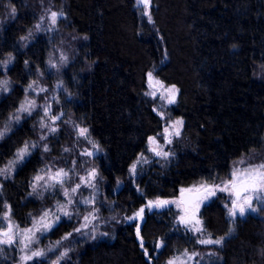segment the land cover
<instances>
[{
  "label": "trees",
  "instance_id": "1",
  "mask_svg": "<svg viewBox=\"0 0 264 264\" xmlns=\"http://www.w3.org/2000/svg\"><path fill=\"white\" fill-rule=\"evenodd\" d=\"M53 3L66 16L60 29L83 39L63 80L71 96L64 102L67 113L88 127L100 146L103 186L119 216L146 207L142 220L117 224L108 238L80 246L63 264H167L186 251L203 250L178 223L174 206L149 208L148 202L178 198L182 189L202 181L220 184L238 160L262 151L264 0H152L151 19L135 0ZM5 4L17 13L0 35V65L13 58L6 73L0 67V81L9 83V92L0 97V129L9 128L0 141V169L36 137L30 120L17 123L13 117L47 55L40 38L22 45L36 23L32 0H0V18ZM149 72L178 87L172 113L184 120V129L168 159H153L134 178L133 163L146 154L148 139L164 129L146 94ZM40 167L41 156L34 153L3 181L17 219L34 208L27 196ZM226 200L220 193L201 209L206 232L224 237L221 247H212L220 260L210 264H264V218L247 215L231 222ZM232 227L234 234L227 236ZM70 232V224L62 223L50 237Z\"/></svg>",
  "mask_w": 264,
  "mask_h": 264
},
{
  "label": "rangeland",
  "instance_id": "2",
  "mask_svg": "<svg viewBox=\"0 0 264 264\" xmlns=\"http://www.w3.org/2000/svg\"><path fill=\"white\" fill-rule=\"evenodd\" d=\"M33 5L36 7V23L34 29L29 32L23 39L22 45L24 47L31 45L38 38L41 41L45 42L47 47V55L45 65L42 70L36 71L31 76L30 84L26 90V95L20 102L18 108L16 109L15 114L21 117L19 122L23 120H30L33 124V127L36 130V137L31 142L25 143L29 146V150L31 155L26 156L24 161L28 160L34 153H39L41 156V167L38 169L37 175H45L49 169L53 172L57 169L63 168L65 171H69V179L65 181L64 187L68 188L69 191L71 188L75 187L76 184L81 183V177H88L89 172L93 169L96 170V177L91 181L92 184H95V188L90 186H85L81 183L80 189L76 193L70 192V197L74 201L73 204L69 205L67 211L71 213V216H64L62 211L60 210V206L62 204H67V199L63 194V188L59 185L55 187H51L45 189L42 187L43 181H41L36 188V191H33V183H36L35 177L32 180L30 191L27 196V200L33 203L34 208L31 211H27L23 214V219H17L15 215H13L12 207L10 206L9 200L5 197L3 191V181L5 179H9L13 172L10 174L0 175V230L6 229L8 226V221L3 219L4 212L7 211L5 205H8L11 209L10 217L11 222L14 225H18V229H14L17 233L20 230L25 228H31L33 224L39 220L40 216L43 215L44 212H49V216L46 218L48 223H51L53 226L50 230L37 232L35 233L36 237H38V242L33 243L31 248L34 250L43 251L45 253L44 257L33 258L30 261H21V256L26 255V252H21V247L23 245L20 241L23 237L19 234L15 236L17 243L15 244H0V263H11V264H33L36 262H43L44 264H53L54 261L59 259V264L65 263L67 260L71 259L72 254H76V251L79 250L80 246L85 245L86 243L102 240L109 237L111 234V229H114V226L120 224L125 221L126 223H136L142 220L145 217L146 207H142L144 209L143 213L140 216L136 214L140 212V208L138 211L127 217H121L115 211L114 202L108 197L105 192L103 186V178L99 169V157L102 155V151L98 143L91 137L89 128L84 124L76 122L71 118V116L67 113L64 102L71 99V96L65 87L64 79L65 73L68 67L75 62V59L79 55V47L83 43V39L73 35L70 32H65L63 29H60L61 21L66 20V16L63 14L59 16L56 24L53 26L49 19L51 12H61L56 9L53 0H32ZM135 5L137 9L143 16L150 17V11L152 7V0H149L147 6L143 3H139L138 0H135ZM6 13L0 18V35L3 30L6 29L8 23L15 18L17 10L15 11V15L12 14V8L9 4H5ZM41 17L44 18L43 23L41 24V28L38 30L36 25L41 23ZM48 29H51L49 31ZM66 58V59H64ZM13 63V58L8 57L5 61L0 65L1 69L6 73L9 67ZM55 64L56 67H52ZM6 65V67H5ZM154 81H160L154 74ZM261 78L264 80V70L261 72ZM4 82H7L6 87L7 90H4ZM163 85V87L160 86ZM160 84H155L152 86L148 79L147 74V95L155 102V111L162 118L164 122V129L158 135L151 138H155L160 147L164 152H168L169 155L165 158L162 156L156 155L150 149L155 147L156 145H152L149 143V139L147 142V152L146 154H142L138 157V159L133 163L136 165L135 172L132 171L131 167V175L136 178L137 170L144 166L146 163L152 161L153 159H168L170 155V147L173 141L176 138H179L184 129V120L181 117H175L172 113L173 106L177 103L179 89L174 86L178 91L174 94V103H169L168 98L170 94L166 91V89L173 87L172 85H166L162 81ZM31 86V87H30ZM9 92V83L8 79L3 78L0 81V97ZM151 93H155L153 96ZM35 101V108L32 111V114L29 116L26 112H19L21 105H26L28 101ZM48 108V115H45L44 108ZM52 117H59V119L53 122ZM182 120L183 124L177 126L179 130V136H176L173 132L171 125L174 124L175 121ZM41 123L48 125L49 127H55L57 129L56 132H51L49 127H41ZM83 127L88 129V138L85 139L78 135V128ZM168 128L169 132L165 133V129ZM4 128L0 129L3 131ZM45 136L46 139L42 140L41 137ZM5 137V136H4ZM167 137V139H166ZM168 139L171 140V143H168ZM2 139H0L1 141ZM25 144L19 148L16 153L22 149ZM37 145V147L32 148L31 145ZM95 144L97 147H93ZM43 145H47L49 151L45 152L43 150ZM68 149L69 151H65ZM99 149V150H98ZM259 153H250L246 158H242L238 160L230 175L232 174L234 169H243L247 166L258 164L264 162V138L262 142V147ZM91 152L92 155H86L84 153ZM15 156L10 160L15 159ZM259 158V159H258ZM10 161H7L6 164L2 168L8 165ZM139 161V163H137ZM147 161V162H145ZM243 161L244 163H241ZM23 162L16 165L15 169L21 165ZM132 165V166H133ZM1 168V169H2ZM227 181V180H226ZM223 193L227 198L226 211L228 214V209L231 207V202L234 200L233 196H230L228 192L217 191L215 196H211L206 200H202L199 205L198 210L195 215L198 219L201 220L200 213L201 209L209 204L213 199H215L218 194ZM256 195H260L264 197V193H253L251 196L252 206L257 210L255 212L248 210L246 207L245 215L240 216L237 214L235 218L229 216L230 221L234 222L237 218H244L247 215H257L264 218V199L257 200ZM87 199L91 201L88 204L83 203V201ZM178 200V198L168 199L165 201H174ZM170 206H174L175 209L178 210V223L189 230V227H185L184 224L179 222V217L183 214L181 212V207H178L177 204L169 203ZM59 217L60 219L57 221L55 218ZM89 217L86 221L84 217ZM93 216L95 218H93ZM135 217V218H133ZM202 221V220H201ZM62 223H68L71 227V235L64 234L60 239L53 240L50 237V233ZM202 227L204 229L203 232H193L191 231L198 239H213L208 232H206L203 222ZM140 231V225L137 226ZM76 229H80V231H76ZM234 228L232 227L227 234V236H231L234 234ZM67 238L65 239V237ZM94 237V238H93ZM223 241H224V237ZM220 239V238H217ZM200 244L204 247L203 250L191 251L188 252V255H192V259H188V256L181 254L173 258H178L176 260V264H210L216 262L218 259L220 260L219 255L212 247H221L223 244ZM207 248V249H206ZM67 252L66 256L61 258V254ZM75 252V253H72ZM194 253H199V255H193ZM171 258V259H173ZM170 260V259H169ZM168 260V261H169ZM168 264V262H167Z\"/></svg>",
  "mask_w": 264,
  "mask_h": 264
},
{
  "label": "snow or ice",
  "instance_id": "3",
  "mask_svg": "<svg viewBox=\"0 0 264 264\" xmlns=\"http://www.w3.org/2000/svg\"><path fill=\"white\" fill-rule=\"evenodd\" d=\"M139 3H143L145 4V6H147L149 0H138ZM12 14L15 15V8H12ZM63 12H55L52 11L51 15L49 17L51 24L54 26L57 22V19L59 16H62ZM149 19H151V17H149ZM44 18L41 17V23H38L36 25V28L39 30L41 28V24L43 23ZM49 31H51V29H48ZM66 59V58H64ZM27 63V62H26ZM6 67V65H5ZM52 67H56L55 64L52 65ZM148 79L150 81V84H152V86H154L155 84H160V81H154L153 83V76L152 73H148ZM7 82H4V90H7L6 87ZM161 87H163L162 84H160ZM31 87V86H30ZM166 91L170 94V97L168 98V102L169 103H174V94L176 91H178L177 89H175V87H171L166 89ZM148 94V93H146ZM153 96L155 95V93H151ZM35 108V101H28V103L26 105H21L20 109L18 110L19 112H26L29 116L32 114V111ZM44 112L45 115H48V108L45 107L44 108ZM13 119L18 123L21 119V117L19 115H16L13 117ZM59 119V117H52L53 122H55V120ZM183 124L182 120H177L174 122L173 125H171L170 127H172L173 132L176 136H179V130L177 128V126H180ZM41 127H49L48 125H45L43 123H41ZM49 130L51 132H56L57 129L55 127H49ZM9 131V128L7 125L4 126V130L0 131V139H3L4 136L7 134V132ZM169 130L168 128L165 129V133H168ZM78 135L81 137H84L85 139L88 138V129L87 128H83V127H79L78 128ZM42 140L46 139L45 136L41 137ZM167 139V137H166ZM149 143L152 145H156L155 147H152L150 150L153 151L156 155L158 156H162V157H167L169 155L168 152H164L163 149L160 147V145L158 144V142L155 140V138H149ZM168 143H171V140L168 139ZM32 148L37 147V145L33 144L31 145ZM93 147H97L95 144H93ZM43 150L45 152L49 151L48 146L47 145H43ZM99 150V149H98ZM65 151H69L68 149H65ZM86 155L91 156L92 153L91 152H87L84 153ZM31 155V152L29 150V146L27 144H25V146L20 149L17 153H16V157L15 159H13L12 161H10L8 163L7 166H5L4 168L0 169V175H5V174H10L11 172H13L15 170V167L17 164L21 163L24 161L26 156ZM147 162V161H145ZM139 163V161L137 162ZM241 163H244L243 161H241ZM135 168L136 165L134 164L132 166V171L135 172ZM71 171V170H69ZM69 171H65L63 168L57 169L56 171H52L51 169L48 170L47 173H45V175H37L34 179L36 181V183H33L32 187H33V191H36L37 185L43 181V185L42 187H44L45 189L51 188V187H55L56 185H59L61 188H63V194L65 196V198L67 199V204H62L60 206V210L62 211L64 216H71V213H69L67 211V208L69 205L73 204V200L70 197V192L71 193H76L80 187H81V183H83L85 186H90L92 188H95V184H92L91 181L93 179H95L97 173L96 170L93 169L91 172H89L88 177H81V183L76 184L75 187L71 188L70 191L68 188L64 187L65 181L68 180L69 177ZM217 191H221V192H228L230 196H235L236 199L232 200L231 202V207H229L228 209V214L229 216L235 218L237 216V214H239L240 216H244L245 215V211H246V207L248 210H251L253 212H255L257 209L255 207L252 206V199L253 197L251 195H248V193H264V162L258 163V164H253L250 166H247L243 169H234L231 177L227 180V181H221L220 184H216L215 182L212 183H205V182H201L199 184V186H193L192 188L189 189H182L181 192L182 194L184 192H188V193H193L195 192L197 194L195 199H191L188 201H184V200H174V201H165V200H156V201H149L148 202V207H163L169 203H174L177 204L178 207H181V212L183 213L180 217H179V222L184 224L185 227H189L191 225V227L189 228V230L193 231V232H203L204 229L202 227V221L200 219H198L195 215L196 211L199 208L200 203L202 202V200H206L211 196H215ZM257 200H262L264 199V197L260 196V195H256L255 197ZM91 201L85 199L83 201V203L88 204ZM5 208L7 209L6 212H4L3 214V219L8 221V226L6 229L0 230V244H15L17 243L15 236L17 234L21 235L23 237V239L20 241V243L23 245V247H21V252H26V255L21 256V261H30L33 258H39V257H44L45 253L43 251H39V250H34L31 248V245L33 243L38 242V237H36L35 233L37 232H43V231H47L50 230L51 227L53 226L51 223L47 222V217L49 216V212H44L42 216H40L39 220H37L33 226L31 228H25L19 231V233H17L16 231H14V229H18L19 226L18 225H14L11 222V217H10V207L8 205H5ZM144 209H140V212H138L136 215L140 216L143 213ZM93 218H95L93 216ZM135 218V217H133ZM57 221L60 219L58 216L55 218ZM84 219L87 221L89 219V217H84ZM76 231H80V229H76ZM137 234L139 235V228H137ZM68 235H71V233H69ZM67 238V236L65 237V239ZM94 238V237H93ZM223 241V238L220 239H198L197 242L200 244H221ZM141 245L143 246V242L141 241ZM158 247H163V241H160L158 244ZM67 252H64L61 254V258L63 256H66ZM184 255L188 256V259H192L193 256L192 255H188L187 252L184 253ZM193 255H199V253H194ZM178 258H173L170 259L168 261V264H176V260ZM53 264H59V259H57L56 261L53 262Z\"/></svg>",
  "mask_w": 264,
  "mask_h": 264
},
{
  "label": "water",
  "instance_id": "4",
  "mask_svg": "<svg viewBox=\"0 0 264 264\" xmlns=\"http://www.w3.org/2000/svg\"><path fill=\"white\" fill-rule=\"evenodd\" d=\"M197 196V194L195 192L193 193H188V192H184L182 194V192L179 194L178 196V200H184V201H188V200H191V199H195ZM234 199H236V197L234 196Z\"/></svg>",
  "mask_w": 264,
  "mask_h": 264
},
{
  "label": "flooded vegetation",
  "instance_id": "5",
  "mask_svg": "<svg viewBox=\"0 0 264 264\" xmlns=\"http://www.w3.org/2000/svg\"><path fill=\"white\" fill-rule=\"evenodd\" d=\"M230 177H231V175H230ZM252 194H253V193H251V192H250V193H248V195H252ZM233 198H234V196H233Z\"/></svg>",
  "mask_w": 264,
  "mask_h": 264
}]
</instances>
